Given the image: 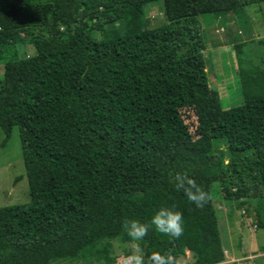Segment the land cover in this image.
<instances>
[{"label": "trees", "instance_id": "trees-1", "mask_svg": "<svg viewBox=\"0 0 264 264\" xmlns=\"http://www.w3.org/2000/svg\"><path fill=\"white\" fill-rule=\"evenodd\" d=\"M156 1L9 0L0 8L2 146L17 129L30 196L0 208V264H116L117 243L124 257L137 244L146 261L153 252L174 257L190 238L153 227L134 242L121 227L173 205L194 218V264L221 263L217 183L264 230V69H245L247 46L232 38L243 103L223 108L200 21L264 0H162L168 23L149 29L145 6ZM18 42L35 54L20 57ZM184 109L195 110L197 139ZM177 172L209 193L203 208L176 191Z\"/></svg>", "mask_w": 264, "mask_h": 264}, {"label": "rangeland", "instance_id": "rangeland-1", "mask_svg": "<svg viewBox=\"0 0 264 264\" xmlns=\"http://www.w3.org/2000/svg\"><path fill=\"white\" fill-rule=\"evenodd\" d=\"M41 0H31L38 3ZM9 0H0V8L7 6ZM117 14L115 10L108 13ZM145 18L148 28H158L168 23L165 17V8L162 0L146 4ZM212 22L204 23V37L202 53L207 65L210 87L217 90L221 97L222 107L225 109L239 106L243 103L242 86L240 83V64L232 41L235 36L241 44L246 45L243 53V67L250 69L260 65L264 69V2L238 8L224 16L213 15ZM113 28H118L115 23ZM146 29L145 25H141ZM238 43V42H236ZM20 57L35 54L30 45L18 42ZM3 66L0 63V80ZM1 86V81H0ZM182 118L190 136L197 139L198 119L194 109L181 111ZM3 135L0 130V208L20 205L30 202L29 185L26 176L21 140L18 130L14 129L6 146H2ZM216 150H224L225 142H214ZM227 184L214 185L213 200L217 210L221 243L224 260L218 264H264V230L257 229V220L254 212L246 213V207L237 209L240 201L227 199ZM228 187V186H227ZM224 188V189H223ZM230 189V188H229ZM235 191V189L233 190ZM242 199L241 201H247ZM255 203L254 199L249 200ZM232 206V211L229 206ZM235 209V210H234ZM194 218L184 219L185 237L190 238L188 245H176L175 260L179 264H194L195 256L200 245L193 235ZM182 235V236H183ZM118 258L124 257L126 246L116 244ZM120 264L125 262L121 259Z\"/></svg>", "mask_w": 264, "mask_h": 264}, {"label": "clouds", "instance_id": "clouds-1", "mask_svg": "<svg viewBox=\"0 0 264 264\" xmlns=\"http://www.w3.org/2000/svg\"><path fill=\"white\" fill-rule=\"evenodd\" d=\"M176 191L183 192L189 202L197 208H203L209 200V193L197 183V180L189 176L187 172H177L173 177ZM172 207H161L152 216L149 223H143L136 219L125 218L121 222L123 232L134 242L143 241L149 231L154 229L164 235L179 239L184 233V219L180 211H174ZM125 258V264H179L170 253L153 252L145 260L142 248L137 244L131 255L117 258V263Z\"/></svg>", "mask_w": 264, "mask_h": 264}, {"label": "built area", "instance_id": "built-area-1", "mask_svg": "<svg viewBox=\"0 0 264 264\" xmlns=\"http://www.w3.org/2000/svg\"><path fill=\"white\" fill-rule=\"evenodd\" d=\"M123 261L125 262V258H123ZM119 264H120V262H119ZM125 264V263H124Z\"/></svg>", "mask_w": 264, "mask_h": 264}]
</instances>
